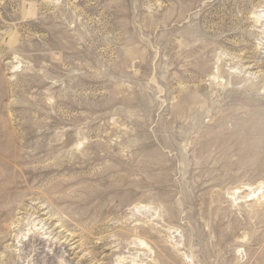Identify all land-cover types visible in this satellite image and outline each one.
<instances>
[{"label": "rangeland", "instance_id": "1", "mask_svg": "<svg viewBox=\"0 0 264 264\" xmlns=\"http://www.w3.org/2000/svg\"><path fill=\"white\" fill-rule=\"evenodd\" d=\"M0 264H264V0H0Z\"/></svg>", "mask_w": 264, "mask_h": 264}, {"label": "bare ground", "instance_id": "2", "mask_svg": "<svg viewBox=\"0 0 264 264\" xmlns=\"http://www.w3.org/2000/svg\"><path fill=\"white\" fill-rule=\"evenodd\" d=\"M86 207V206H85ZM86 209V208H85ZM93 211V210H92ZM105 211V210H104ZM107 212V211H106ZM104 213V212H103ZM108 214V213H107ZM88 215V214H87ZM86 215V218H88V216ZM85 216V215H84ZM84 218V217H83ZM93 220H95V219H93ZM84 221V220H83ZM91 224V223H90Z\"/></svg>", "mask_w": 264, "mask_h": 264}]
</instances>
